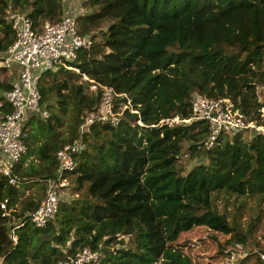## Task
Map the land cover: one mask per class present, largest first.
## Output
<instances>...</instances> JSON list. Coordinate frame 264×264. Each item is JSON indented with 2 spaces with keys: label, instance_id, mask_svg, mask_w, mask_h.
<instances>
[{
  "label": "trees",
  "instance_id": "16d2710c",
  "mask_svg": "<svg viewBox=\"0 0 264 264\" xmlns=\"http://www.w3.org/2000/svg\"><path fill=\"white\" fill-rule=\"evenodd\" d=\"M67 1L0 0V52L15 42L9 8L41 27L59 23L72 6ZM79 4L77 32L94 45L71 64L79 72L60 69L37 81L51 116L28 125V154L13 170L20 185L0 174V203L9 200L7 212L0 208V264H59L85 249L101 254L93 264H204L239 254L246 249L235 250L240 244L252 248L245 260L262 264L254 252L262 248L248 244L219 202L264 199V134L223 137L207 149L210 127L193 119L192 102L230 99L249 122L264 126V0ZM94 83L127 97L114 99L116 118L83 130L103 107V93L87 91ZM12 87L0 81L1 91ZM9 112L0 107V119ZM175 117L191 123H162ZM76 142L77 168L63 176L76 197L61 196L47 228L15 230L16 243L12 231L45 203L47 181L58 180V151ZM186 155L194 163L189 170L179 165ZM29 158L37 164L26 165ZM29 183L35 190L23 199Z\"/></svg>",
  "mask_w": 264,
  "mask_h": 264
},
{
  "label": "built area",
  "instance_id": "2783aa9c",
  "mask_svg": "<svg viewBox=\"0 0 264 264\" xmlns=\"http://www.w3.org/2000/svg\"><path fill=\"white\" fill-rule=\"evenodd\" d=\"M75 14L74 11L66 9L59 23L47 22L41 27H35L28 15L12 8L6 11L5 20L13 28L15 42L7 52H0V67L7 69L13 76V87L3 94L4 99L0 103V107L10 109V112L0 119V174L11 186L20 185V180L14 176L13 170L28 154V125L31 119L40 117L47 120L51 116L50 111L41 104L42 95L37 88L39 77L60 69L78 71L71 64L78 60L81 51L90 50L94 45L92 36L78 34ZM99 90L103 93V107L100 112L92 113L86 118L83 130H87L95 122H107L116 118L114 99L125 96L117 94L112 88L95 83L91 86L93 93ZM192 106L193 119L207 122L210 127V135L204 145L207 149L215 147L223 137L233 138L239 134L252 137L263 135L264 126L249 122L230 99L208 100L196 97ZM114 122L117 124L118 120L114 119ZM162 123L172 127L190 124L191 120L175 117ZM79 144L76 142L75 145H66L58 151V180L47 181L45 203L32 214L28 222L14 228L12 239L16 243L15 230L29 223L44 229L55 220L61 203L60 187L63 185L62 181L67 182L63 176L75 171L76 156L82 154ZM8 204V199L1 202V210L7 212ZM255 253L264 264V244L263 248ZM100 259V253L85 249L76 259L59 264H93Z\"/></svg>",
  "mask_w": 264,
  "mask_h": 264
},
{
  "label": "rangeland",
  "instance_id": "374dc122",
  "mask_svg": "<svg viewBox=\"0 0 264 264\" xmlns=\"http://www.w3.org/2000/svg\"><path fill=\"white\" fill-rule=\"evenodd\" d=\"M67 2H72V6L69 7L70 10L77 13L84 12V9L81 10V5H77L79 0H68ZM75 2V3H73ZM82 4V1H81ZM0 69H2L0 67ZM13 76L8 72L6 76H3V74L0 72V81L6 80L7 83H13ZM83 80H87L85 77H83ZM89 94H92L93 92L91 89L87 90ZM5 92L0 90V99L3 98V94ZM264 100V99H263ZM264 102V101H263ZM51 104L55 103V100H52L50 102ZM49 103V104H50ZM261 115H264V108L261 111ZM141 124V123H140ZM149 128V127H148ZM33 131L37 132L35 129ZM264 134V132H262ZM248 135V134H247ZM255 135V134H253ZM249 136V135H248ZM246 136V137H248ZM251 139V137H250ZM186 153V152H185ZM26 165H29L31 162L36 163L35 159L29 158L28 161H25ZM202 162L200 160L198 163ZM37 164V163H36ZM194 163L190 161L189 157L186 155L184 156L180 161L179 165L184 167L185 169L189 170ZM197 164V162L195 163ZM62 186L60 187V194L61 196L63 194L68 193L67 197L68 200H71L72 198L76 197L74 195L73 185L70 184L69 181L65 182L62 181ZM48 186V185H47ZM25 191H23V199L32 194L35 190L31 184H27L25 186ZM70 187V188H69ZM48 190V189H47ZM64 197V196H63ZM73 200V199H72ZM219 207L222 209V213H224L228 220L236 227H239V230L241 233L247 237L248 244H255L259 245L261 248H263L264 244V199L261 201L259 198H253L251 200H245V199H239L237 202L234 200H230L228 202H219ZM24 228V227H23ZM22 229H20L21 231ZM16 235V234H15ZM17 236V235H16ZM229 240V237L226 238V241ZM225 244V242L223 243ZM195 243L192 245V247H195ZM241 246H244L246 249L243 251L240 250V253L234 252L235 250H239ZM189 247L186 248V250ZM252 250L250 246L246 245H236L234 248L235 250L232 251V248H230V252H234L232 254V257L230 253H228L229 257L226 256L223 258L222 256H219L215 261H212L213 259L205 258L204 264H258L256 258H251L248 260H245L244 258L250 254L249 250ZM256 250H254L255 252ZM194 255H197L194 252Z\"/></svg>",
  "mask_w": 264,
  "mask_h": 264
},
{
  "label": "clouds",
  "instance_id": "9594fccd",
  "mask_svg": "<svg viewBox=\"0 0 264 264\" xmlns=\"http://www.w3.org/2000/svg\"><path fill=\"white\" fill-rule=\"evenodd\" d=\"M142 125V124H141Z\"/></svg>",
  "mask_w": 264,
  "mask_h": 264
},
{
  "label": "water",
  "instance_id": "95a60500",
  "mask_svg": "<svg viewBox=\"0 0 264 264\" xmlns=\"http://www.w3.org/2000/svg\"><path fill=\"white\" fill-rule=\"evenodd\" d=\"M59 176V175H58Z\"/></svg>",
  "mask_w": 264,
  "mask_h": 264
}]
</instances>
